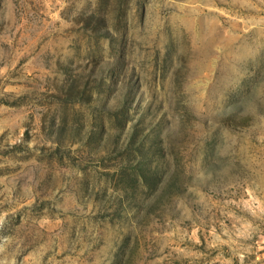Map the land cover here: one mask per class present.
I'll return each instance as SVG.
<instances>
[{
    "label": "rangeland",
    "instance_id": "obj_1",
    "mask_svg": "<svg viewBox=\"0 0 264 264\" xmlns=\"http://www.w3.org/2000/svg\"><path fill=\"white\" fill-rule=\"evenodd\" d=\"M0 264H264V0H0Z\"/></svg>",
    "mask_w": 264,
    "mask_h": 264
}]
</instances>
